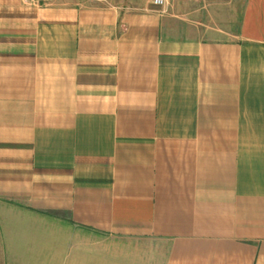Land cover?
Instances as JSON below:
<instances>
[{"label": "crops", "instance_id": "crops-1", "mask_svg": "<svg viewBox=\"0 0 264 264\" xmlns=\"http://www.w3.org/2000/svg\"><path fill=\"white\" fill-rule=\"evenodd\" d=\"M221 7L0 0L2 264H264V0Z\"/></svg>", "mask_w": 264, "mask_h": 264}, {"label": "rangeland", "instance_id": "rangeland-1", "mask_svg": "<svg viewBox=\"0 0 264 264\" xmlns=\"http://www.w3.org/2000/svg\"><path fill=\"white\" fill-rule=\"evenodd\" d=\"M95 1V0H92ZM233 1V8H231V10L229 9L231 12L228 14H223L224 11V7L221 8H217V15H218V20L215 19V21L217 20V23L223 26V23L226 22V24L224 26H226L228 28L229 31L234 32L236 30L237 27V13L240 12L241 10V6H242V2L243 0H232ZM97 3H107V0H105L104 2H98L95 1ZM22 205L18 204V202H14V201H7V200H0V212L2 213H8V209L9 208H14V207H20ZM123 240V239H120ZM114 241L113 239H106L105 241V246L109 247L110 249L113 246H118L121 247L122 249H124V247L127 246V244L122 245V243L127 242V241ZM134 241H133V245H134ZM143 243V242H141ZM128 249V248H126ZM135 247H133L132 251L134 252ZM2 261V246H1V241H0V264Z\"/></svg>", "mask_w": 264, "mask_h": 264}, {"label": "built area", "instance_id": "built-area-1", "mask_svg": "<svg viewBox=\"0 0 264 264\" xmlns=\"http://www.w3.org/2000/svg\"><path fill=\"white\" fill-rule=\"evenodd\" d=\"M54 0H21L23 4L33 5V6H44L52 3ZM98 2H104L105 0H95ZM171 0H147L149 4L154 7L164 8Z\"/></svg>", "mask_w": 264, "mask_h": 264}]
</instances>
